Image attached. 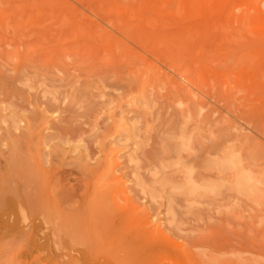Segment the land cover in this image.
<instances>
[{"label": "rangeland", "instance_id": "374dc122", "mask_svg": "<svg viewBox=\"0 0 264 264\" xmlns=\"http://www.w3.org/2000/svg\"><path fill=\"white\" fill-rule=\"evenodd\" d=\"M0 198V264H264V0H0Z\"/></svg>", "mask_w": 264, "mask_h": 264}, {"label": "bare ground", "instance_id": "6f19581e", "mask_svg": "<svg viewBox=\"0 0 264 264\" xmlns=\"http://www.w3.org/2000/svg\"><path fill=\"white\" fill-rule=\"evenodd\" d=\"M0 199H1V198H0ZM6 202H7V201H6ZM8 202H10V201H8ZM8 202H7V203H8ZM11 205H12V204H11ZM14 206H15V205H14ZM9 208H10V207H9ZM15 208H16V207H15ZM13 209H14V208H13ZM10 210H11V208H10ZM8 211H9V210H8ZM8 214H9V213H8ZM5 215H6V214H5ZM10 215H11V214H10ZM10 215H8V216L10 217ZM14 215H15V214H14ZM3 216H4V215H3ZM6 216H7V215H6ZM4 219H5V218H4ZM15 219H16V218H15ZM7 220H8V219H6V221H7ZM2 221H3V220H2ZM2 221H1V223H2ZM6 221H4L2 224L5 225ZM7 222H8V221H7ZM2 224H1V225H2ZM6 225L9 226L8 224H6ZM11 225H12V224H11ZM11 225H10V226H11ZM13 225H14V224H13ZM28 225H29V224H28ZM5 227H6V226H5ZM13 227H14V226H13ZM16 227H17V226H16ZM3 228H4V226H3ZM26 228H27V227H26ZM28 228H29V227H28ZM12 229L14 230V228H9V230L13 231ZM34 229H35V228H34ZM2 230H3V229H2ZM1 232H2V231H1ZM3 239H4V238H3ZM25 241H26V240H25ZM31 248H32V247H31ZM43 248H44V247H43ZM41 249H42V248H41ZM45 249H46V248H45ZM45 249H44V250H45ZM44 250H43V251H44ZM54 256H55V255H54ZM78 257H79V256H78ZM48 264H49V263H48Z\"/></svg>", "mask_w": 264, "mask_h": 264}]
</instances>
